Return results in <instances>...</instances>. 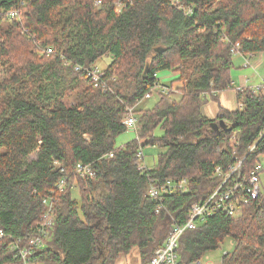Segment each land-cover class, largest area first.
I'll use <instances>...</instances> for the list:
<instances>
[{
    "label": "trees",
    "instance_id": "1",
    "mask_svg": "<svg viewBox=\"0 0 264 264\" xmlns=\"http://www.w3.org/2000/svg\"><path fill=\"white\" fill-rule=\"evenodd\" d=\"M100 1L0 0V228L31 235L43 199L69 177L57 192L40 264H117L135 249L145 264L173 226L186 223L190 204L217 188L216 165L225 169L245 157L243 170L250 171L264 154V137L249 152L264 121V91L241 87L235 110L216 94L233 88L234 54L243 52L245 61L264 51V0H179L192 14L171 0ZM12 9L18 14L10 15ZM235 42L240 53L231 50ZM107 55L102 71L110 89L104 91L82 68ZM165 70L178 73L169 86L179 95L157 90V102L138 109ZM209 99L219 102L214 118L202 112ZM126 106L135 107L146 139L118 146ZM220 119L232 130H216ZM147 145L159 152L145 171L136 153ZM78 162L90 163L96 175H76ZM151 178H187L188 189L165 195L156 213ZM228 237L234 246L221 264H264L262 189L235 215L218 211L186 228L180 263L201 259ZM19 263L8 239L0 241V264Z\"/></svg>",
    "mask_w": 264,
    "mask_h": 264
},
{
    "label": "built area",
    "instance_id": "2",
    "mask_svg": "<svg viewBox=\"0 0 264 264\" xmlns=\"http://www.w3.org/2000/svg\"><path fill=\"white\" fill-rule=\"evenodd\" d=\"M171 1L173 4L179 5L181 9H185L186 14H192L193 9L191 6L185 7L179 0ZM97 3L99 4L101 1L98 0ZM117 8H121L120 4ZM18 11V9H12L9 11V14L14 16L18 14ZM231 50L233 53H240V43L235 42ZM50 51L51 49L49 48L45 50L47 53ZM240 54L245 55L243 52ZM248 55L249 56H246L244 61V66L246 67L251 65L250 56L253 54L250 53ZM82 69L87 72V75L90 77L95 87H100L104 91L110 89L108 82L103 77V71L97 65ZM157 78L158 79L154 84L155 86H153L151 91L147 93L144 98H148L152 93L157 92V90L164 94L172 92V88L161 81L159 74L157 75ZM240 88L241 87L238 89ZM251 88L254 92L264 90V80L257 85L253 84ZM239 106H242V104L239 103ZM123 121L127 129H132L136 132V139L140 141L138 116L134 106H126V113ZM263 137L264 121L259 137L255 144L250 147L249 152L255 148L257 143ZM136 156L139 159L138 168L145 171L149 170L150 166L145 163V153L142 146L139 147ZM244 159L245 157H235L234 161L229 163L225 169L221 165H216L214 167L213 175L220 177V183L217 188L206 198L194 201L190 204V213L186 223L184 225H174L165 244L157 248L145 264H181L177 247L179 238L186 228L196 227L199 222L207 220L218 211L229 215H235L241 209V204L248 203L250 199L256 198L260 194L262 188L260 175L264 173V154L258 157L256 164L250 171L243 170ZM63 169L64 166H61V170ZM74 173L79 177H94L96 175L93 166L90 163L83 162H78L76 164ZM68 181L69 177L63 175L50 193L43 199L45 206L44 211L31 235L27 237H15L14 235L7 233L3 228H0V241L8 239L9 250L19 259V264H40L39 250L46 246L50 230L55 223V206L58 201L57 192L65 190ZM72 187L76 188V185L73 184ZM187 189V178H181L179 180L168 178L163 182L151 178L148 193L151 198L159 202V205L156 207V213H159L163 208L162 203L165 195L178 190ZM224 253H227V251ZM202 259L203 257L189 264H203Z\"/></svg>",
    "mask_w": 264,
    "mask_h": 264
},
{
    "label": "rangeland",
    "instance_id": "3",
    "mask_svg": "<svg viewBox=\"0 0 264 264\" xmlns=\"http://www.w3.org/2000/svg\"><path fill=\"white\" fill-rule=\"evenodd\" d=\"M40 53L43 54L44 52H40ZM239 56L240 55H238V54H234L233 57H234V62H235V68L241 69L240 64H242V63L238 59ZM250 58H251L250 61H252L253 57L250 56ZM110 60H111L110 56H108V55L103 56L102 58H100L98 60L97 66L102 70L108 66V64L110 63ZM242 65H244V63ZM242 68H247V67L242 66ZM233 71L235 72V70H233ZM170 73H171V76L178 75V73L175 71L170 70ZM263 80H264V75H262V76L260 75L259 79H257V81L253 82L252 84L257 85V84L261 83ZM168 83H169L168 85H170V81ZM177 84H179V83L174 82L173 86L177 85ZM173 89H174V87L172 88V91H173ZM261 91H264V90H261ZM150 97H152V98L149 99L148 101L146 100L147 103L145 104L146 107H148V108L152 107L157 102V100L159 98V94L157 92H154L148 98H150ZM140 101H138V104ZM138 104L136 106L139 109ZM161 133H162V130L157 129V134H161ZM134 138H136V132L132 129H127L125 132L121 133L117 137V145L118 146L123 145L127 141L132 140ZM139 139L142 140V143H143L146 138H140V134H139ZM158 152H159V148L157 146H153V145L145 146L144 147L145 163L152 167L157 161ZM32 157L33 156H31V158ZM260 181H261V187H262L261 189L264 192V173H262L260 175ZM73 193L76 196H79V190L77 188H74ZM233 246H234V243H233V240L231 238L228 237V238L224 239L223 243L219 246V248H217L216 250L208 251L204 255V257L202 259L203 264H221V258H222L223 253L226 251H230L233 248ZM99 254H100V251H99ZM140 262H141V258H140V254H139V249H135L130 256H128V257L123 256L117 260V264H140Z\"/></svg>",
    "mask_w": 264,
    "mask_h": 264
},
{
    "label": "crops",
    "instance_id": "4",
    "mask_svg": "<svg viewBox=\"0 0 264 264\" xmlns=\"http://www.w3.org/2000/svg\"><path fill=\"white\" fill-rule=\"evenodd\" d=\"M251 65L247 66V68H242V64L244 63L243 56H239V60L242 64H240V68H235V72L233 74V88L223 89L218 91L216 94L218 95V101L226 108L230 110H235L239 106V102L237 99V90L239 87L244 86H252L253 82L259 79L260 75H264V51L253 54ZM251 60V58H250ZM235 63V62H234ZM176 74V73H175ZM159 76L161 81L168 85V82L176 77L177 75L171 76L169 70L159 72ZM176 96L179 94L173 89ZM150 98H144L139 102V108H146V100L148 101ZM214 99H209L207 103L202 106V112L206 116L210 118H214L219 113V102Z\"/></svg>",
    "mask_w": 264,
    "mask_h": 264
},
{
    "label": "water",
    "instance_id": "5",
    "mask_svg": "<svg viewBox=\"0 0 264 264\" xmlns=\"http://www.w3.org/2000/svg\"><path fill=\"white\" fill-rule=\"evenodd\" d=\"M145 75V73H144ZM216 130L220 131L221 129H225V130H232V125H229L226 123L225 120L220 119L219 123L217 125H215Z\"/></svg>",
    "mask_w": 264,
    "mask_h": 264
}]
</instances>
